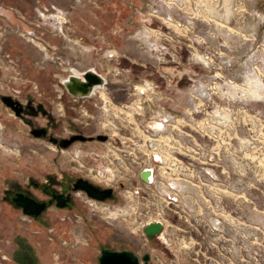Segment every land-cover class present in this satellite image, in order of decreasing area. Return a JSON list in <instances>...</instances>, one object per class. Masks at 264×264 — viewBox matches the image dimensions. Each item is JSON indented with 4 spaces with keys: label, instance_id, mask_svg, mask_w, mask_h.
<instances>
[{
    "label": "rangeland",
    "instance_id": "1",
    "mask_svg": "<svg viewBox=\"0 0 264 264\" xmlns=\"http://www.w3.org/2000/svg\"><path fill=\"white\" fill-rule=\"evenodd\" d=\"M167 13L185 26L169 25ZM88 69L106 84L72 96L63 78ZM191 79L228 87L214 94L232 106L233 159L228 168L187 169L185 218L168 215L172 245L146 236L143 214L106 209L123 203L119 189L102 202L74 190L76 207L53 204L39 216L14 203L16 193L49 200L79 178L103 191L89 168L117 146L122 155L137 143L143 156L138 117L182 114ZM145 83L156 91L142 95ZM134 102L144 106L135 118L126 108ZM209 196L223 198L220 209ZM186 218L200 231L184 233L190 250L175 242ZM103 248L149 253L150 264H264V0H0V264H99Z\"/></svg>",
    "mask_w": 264,
    "mask_h": 264
},
{
    "label": "built area",
    "instance_id": "2",
    "mask_svg": "<svg viewBox=\"0 0 264 264\" xmlns=\"http://www.w3.org/2000/svg\"><path fill=\"white\" fill-rule=\"evenodd\" d=\"M168 7H171L170 4H168ZM166 21L171 26H185L182 19L176 20L170 14L167 15ZM191 80L192 83L188 87L189 103L182 114H174L161 109L152 110L147 114V119L138 117V120L146 122L141 128L142 132L139 136L147 139L149 143L143 156L140 157L138 154L139 145L137 143H135L132 152L123 150L122 155L120 153L117 155L120 148L117 146L115 148L118 150L109 149L113 155L109 153L103 155L104 165L89 168L90 173L93 174L92 177L95 176L104 183L105 189H112V194L114 190L119 189V193L123 196V203L120 205L110 204L106 209L112 210L113 208V212L119 216L132 214L141 218L140 215L143 214L144 218L141 219L143 229L151 222H161L163 228L157 237L167 246L172 245L173 235L176 233L168 232L167 224L170 220L168 218L170 210L176 213L177 217L185 218L187 169H195L199 167L198 165L207 167L209 170L210 168H228V164L233 159L235 134L232 106L230 103L219 105L214 94V92H222V89L228 87L218 84H204L196 82L195 79ZM98 88L100 87L96 89ZM156 89V86L145 83L139 91L142 95H146L147 91L151 90L154 93ZM200 94L204 99L199 96ZM126 108L135 118L143 112L144 106L142 103L136 104L134 102ZM108 134L109 137L110 133ZM128 154L131 155V158ZM115 159H118V164L115 163ZM194 160L197 162H194ZM144 171H150L147 180L142 177ZM207 176L210 182L214 181L210 172ZM132 178L136 179L135 183H132L134 180ZM124 179L134 185L128 186ZM191 183L197 190L203 187L194 182ZM226 192H230L229 185ZM157 194L161 196L163 201L159 200V203H157L158 200L155 199ZM197 200L201 202L202 197L199 198L197 195ZM204 200L209 203V207H215L217 210L220 209L223 202L221 196L217 200H214L211 196ZM172 207L179 209V211H175ZM113 212L109 211V216ZM216 216L218 217V215ZM211 219L209 221L210 231H218L220 225L217 224V220L213 221V218ZM226 219L228 218L226 217ZM185 222L188 225L179 228V233L183 234L182 238H177L178 241H175L174 237V241L179 243L182 249L190 250L195 245L191 244L194 240H191V242L186 241L184 233L193 236L194 232L199 233L200 231L190 218H186ZM180 225L183 224L180 223ZM214 245L215 243H211L210 247H214ZM200 251H203V249H197L196 254L198 255ZM197 263L202 264L200 260H197ZM215 263L214 259L213 261L210 259V264Z\"/></svg>",
    "mask_w": 264,
    "mask_h": 264
},
{
    "label": "water",
    "instance_id": "3",
    "mask_svg": "<svg viewBox=\"0 0 264 264\" xmlns=\"http://www.w3.org/2000/svg\"><path fill=\"white\" fill-rule=\"evenodd\" d=\"M106 84L105 78L93 69H88L82 73V75L71 74L64 85L68 92L74 97H87L90 96L97 87L104 86ZM97 139L106 140V136H98ZM150 175V171H144L142 177L147 180ZM82 183H85L83 185ZM76 186L87 192V194L98 200H105L112 195V189H104L100 191L93 183L88 180H79ZM96 192L98 194H96ZM59 199L58 206L63 207L65 200L61 201L62 195L54 196ZM14 203L23 209V213L30 216H38L46 208V203H41L34 198L25 195L24 193H16L13 198ZM161 222H151L144 228V233L150 239L157 237L162 231ZM151 255L145 253L140 261L139 256L130 250H111L110 248H104L101 251L99 258V264H150Z\"/></svg>",
    "mask_w": 264,
    "mask_h": 264
},
{
    "label": "flooded vegetation",
    "instance_id": "4",
    "mask_svg": "<svg viewBox=\"0 0 264 264\" xmlns=\"http://www.w3.org/2000/svg\"><path fill=\"white\" fill-rule=\"evenodd\" d=\"M76 136H80V135H76ZM75 135H74V137H76ZM79 180H85L86 181V179H81V178H79V179H77V180H75V184H73V189H68L67 187H66V189H62L60 192H54V191H52L51 190V197L52 198H49V200H38V199H36V198H34L35 200H37L38 202H41V203H46L47 205H46V208L45 209H47L48 208V206H50V205H53V204H55L56 206H58V202H59V199L58 198H56V197H54V196H56V195H62V198L60 199L61 201H63V200H65V202H64V206L63 207H60V208H64V207H71V208H74V207H76L75 206V201H74V199H73V195H74V190H78V189H81L80 187L78 188L77 186H76V184L78 183V181ZM89 181V180H88ZM68 184V183H67ZM67 184H64V182H63V185H67ZM83 192H85L86 194H87V192L85 191V190H83V189H81ZM25 195H28V194H26V193H24ZM114 194V193H113ZM113 194L111 195V196H113ZM28 196H30V195H28ZM87 196L88 197H90L88 194H87ZM110 196V197H111ZM30 197H32V196H30ZM110 197H108L107 199H109ZM12 198H14V196L12 197ZM33 198V197H32ZM91 198V197H90ZM107 199H105V200H107ZM59 207V206H58ZM45 209H44V211H45ZM23 210V209H22ZM44 211H42V213L44 212ZM40 215V214H39ZM38 215V216H39ZM104 249V248H103ZM111 249V248H110ZM111 250H116V249H111ZM124 250V249H123ZM122 249L121 250H117V251H123ZM126 250H128V249H126ZM102 251V250H101ZM131 251V250H130ZM139 256V255H138ZM144 256V255H143ZM143 256H139V258H140V261H142V257Z\"/></svg>",
    "mask_w": 264,
    "mask_h": 264
},
{
    "label": "crops",
    "instance_id": "5",
    "mask_svg": "<svg viewBox=\"0 0 264 264\" xmlns=\"http://www.w3.org/2000/svg\"><path fill=\"white\" fill-rule=\"evenodd\" d=\"M85 71H86V70H85ZM72 72H73L74 74H76V75H82V73H83V72H79V71H76V70H75V71L73 70ZM100 75H101V74H100ZM69 76H70V75H69ZM69 76H68V77H69ZM68 77L63 78V84H64V82L66 81V79H67ZM90 96H91V95H90ZM90 96H87V97H90Z\"/></svg>",
    "mask_w": 264,
    "mask_h": 264
},
{
    "label": "bare ground",
    "instance_id": "6",
    "mask_svg": "<svg viewBox=\"0 0 264 264\" xmlns=\"http://www.w3.org/2000/svg\"><path fill=\"white\" fill-rule=\"evenodd\" d=\"M138 36H139V35H138ZM101 87H103V86H100V88H101ZM83 158H84V157H83ZM82 184L86 186V184H85V183H82ZM96 194H98V193L96 192Z\"/></svg>",
    "mask_w": 264,
    "mask_h": 264
}]
</instances>
